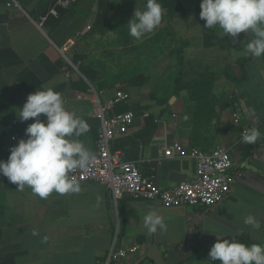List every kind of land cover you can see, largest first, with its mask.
Here are the masks:
<instances>
[{
	"label": "crops",
	"instance_id": "crops-1",
	"mask_svg": "<svg viewBox=\"0 0 264 264\" xmlns=\"http://www.w3.org/2000/svg\"><path fill=\"white\" fill-rule=\"evenodd\" d=\"M15 1L18 8L0 0V160L6 161L10 148L27 138L25 129L34 119L21 122L18 117L30 93L60 92L65 107L90 125L80 139L95 153L98 103L126 91L130 99L109 114L133 111L135 121L113 148L146 178L163 189L191 180L195 162L179 157L174 145L181 144L205 152L228 149L237 179L230 197L216 208L168 209L131 198L117 202L97 183H81L76 194L53 192L40 199L0 175V264H99L111 250L133 246L140 247L139 253L115 264H140L150 248L166 264H210L217 235L246 245L264 243V138L242 143L243 132L252 127L264 133V57L245 54L251 33L225 39L219 27H204L194 5L201 24L193 37L183 33V42L170 46L151 35L117 40L118 33L129 34L128 21L147 0H70L69 15L48 23L43 18L57 0ZM167 1L159 0L165 11ZM190 12L176 13L185 18ZM106 17L108 22L112 18L108 30L113 34L107 42L100 29ZM167 22L159 29L167 30ZM169 54L179 65L172 81ZM218 61L232 64L233 72L218 74ZM189 63L202 73L188 75ZM190 81L191 92L186 87ZM236 108L242 110L241 124L233 120ZM153 209L164 217L166 231L151 234L144 228L143 217ZM249 214L262 217L260 229L243 223Z\"/></svg>",
	"mask_w": 264,
	"mask_h": 264
},
{
	"label": "clouds",
	"instance_id": "clouds-1",
	"mask_svg": "<svg viewBox=\"0 0 264 264\" xmlns=\"http://www.w3.org/2000/svg\"><path fill=\"white\" fill-rule=\"evenodd\" d=\"M199 16L206 21L205 28L219 27L233 38L240 33H251L245 54L254 58L264 57V0H201ZM164 8L159 0H147L143 9H137L128 21L129 35L140 40L160 26ZM41 114L46 119L42 120ZM30 118L34 122L25 129L26 139L21 138L10 148L7 160H0V175L25 187L40 199H47L53 192L66 195L82 190L80 180L74 174L85 171L96 159L80 138L90 131V125L75 112L67 109L62 94L53 88L36 90L27 96L20 108L21 122ZM264 138L256 127L243 132L242 143L255 144ZM262 217L249 214L245 225L260 229ZM143 226L151 234L166 231L162 215L150 210L143 217ZM217 235V242L209 251L210 264H264V243L246 245L237 239Z\"/></svg>",
	"mask_w": 264,
	"mask_h": 264
},
{
	"label": "built area",
	"instance_id": "built-area-1",
	"mask_svg": "<svg viewBox=\"0 0 264 264\" xmlns=\"http://www.w3.org/2000/svg\"><path fill=\"white\" fill-rule=\"evenodd\" d=\"M70 4V0L57 1V6L64 9H68ZM7 6L18 8L19 4L15 0H7ZM50 14L57 17V9H51ZM43 21H46V18H43ZM79 99L86 100L87 97L79 96ZM129 99L128 92L118 91L111 100L98 103L97 118L101 128L96 140V159L87 170L74 173L81 183L105 186L117 202L131 198L157 203L168 209L200 206L213 209L230 197L237 176L231 152L226 148L219 147L214 151L205 152L175 144L174 150L179 157L195 162V171L191 180L182 181L167 189L146 178L136 163L127 161L121 151L115 150L114 141L129 133L134 125L135 113L127 111L111 115L109 112ZM241 118L242 110L236 108L233 113L234 122L241 124ZM11 140L17 142L18 137L13 136ZM139 251V246L113 249L99 264L120 263L137 255Z\"/></svg>",
	"mask_w": 264,
	"mask_h": 264
},
{
	"label": "rangeland",
	"instance_id": "rangeland-1",
	"mask_svg": "<svg viewBox=\"0 0 264 264\" xmlns=\"http://www.w3.org/2000/svg\"><path fill=\"white\" fill-rule=\"evenodd\" d=\"M183 2L181 4H185V9L191 11L189 13V15L185 18L179 17L177 16L178 14L176 12H172L171 10V5L172 2L171 0H168V9L164 12V16L162 19V24L164 25L166 21H168L166 24H168L167 27H165L167 30H160V27H157L156 30H154V32H152L151 34H146L143 38L141 39H145L148 37V35L152 36L153 41H157V42H161L164 40H168L170 43L169 45H174L175 41H181L183 42V33H185V36H192L198 32V25L201 24L200 19L193 15V6L195 5L197 10H201L200 8V3L201 0H182ZM112 18H109V22L107 21V17L103 19L104 23L106 25L104 26H100L101 29V33L103 38H105V41H112V36L113 34L110 33L112 31L108 30V25L112 23L111 21ZM161 25V24H160ZM164 27V26H163ZM197 27V28H195ZM195 28V29H194ZM159 29V31H158ZM183 29V30H182ZM181 32V33H180ZM118 33V32H117ZM224 36V34H222ZM117 40H124V39H128V36H130L128 33H118L117 34ZM229 35H225V39H230L228 38ZM140 39V40H141ZM225 39H220L221 42H224ZM187 41L192 40V39H185ZM168 51L170 52V48L168 49ZM231 51V50H230ZM170 56V65L169 68L167 70V74L169 76L170 81L175 79V76L177 75L178 71H179V65H177V62H171V59L174 58V55L169 54ZM218 60H222V59H218ZM229 60V59H228ZM123 67H127V66H123ZM217 71L219 74L220 72H230L232 71V64H226L225 61H218L217 62ZM185 71L188 72V75H191L192 73H197V74H201L202 72V68L196 69L195 67L192 66V64L189 63V66H185ZM201 72V73H200ZM233 72V71H232ZM187 89L191 92L192 88H193V83L190 81L187 85H186Z\"/></svg>",
	"mask_w": 264,
	"mask_h": 264
},
{
	"label": "trees",
	"instance_id": "trees-1",
	"mask_svg": "<svg viewBox=\"0 0 264 264\" xmlns=\"http://www.w3.org/2000/svg\"><path fill=\"white\" fill-rule=\"evenodd\" d=\"M58 1V0H57ZM57 1H55L53 3V8H56L58 11V16L55 17L52 14L46 13L45 14V18H46V22L48 23L50 21H60L62 19H64L67 15H69V10L68 9H64V8H60L57 6ZM172 5H171V10L172 12H177L179 15H184L186 14L187 10L183 7V5L180 3L179 0H171ZM50 12V10H48ZM178 52V54L180 55V57L182 58L183 54H182V50H177L176 53Z\"/></svg>",
	"mask_w": 264,
	"mask_h": 264
},
{
	"label": "water",
	"instance_id": "water-1",
	"mask_svg": "<svg viewBox=\"0 0 264 264\" xmlns=\"http://www.w3.org/2000/svg\"><path fill=\"white\" fill-rule=\"evenodd\" d=\"M140 264H166V261L156 249L150 248L142 257Z\"/></svg>",
	"mask_w": 264,
	"mask_h": 264
}]
</instances>
